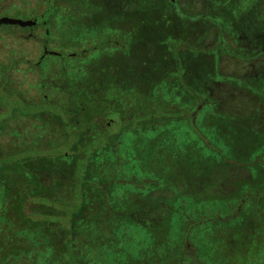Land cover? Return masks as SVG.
<instances>
[{
    "label": "trees",
    "instance_id": "obj_1",
    "mask_svg": "<svg viewBox=\"0 0 264 264\" xmlns=\"http://www.w3.org/2000/svg\"><path fill=\"white\" fill-rule=\"evenodd\" d=\"M262 1L256 5L252 0L255 10L261 6L262 14H251L240 24L239 30L248 38L260 34L264 43ZM212 26L219 39L214 40L216 45L204 47V56L193 52L196 47L193 41L188 42V52L184 51L179 39H172L171 43L164 41L166 48L163 47L161 56L150 58L152 62L143 64L138 71L126 70L129 75L126 78H116L117 62L111 57L116 51L108 63L113 83L103 82L106 96L100 99L76 102L72 93L68 94L73 79L79 80V89L90 80V69L85 70L90 63L85 62L86 67L76 59L72 61L73 67L66 62L56 63L63 74L71 73L69 86L62 89L61 76L57 78L50 71L43 73L40 80L46 92L41 98L44 103L58 107V113L50 107L38 113L28 110L20 119L19 126L23 125L22 133L21 127L18 131L20 136L10 141L9 134L12 138L18 126L17 120L11 119L12 128L2 137L14 143L9 155L20 156L18 162L14 160L9 166V157L0 151V194L11 196L10 206L5 212L0 211V226L8 230L7 234L0 233V240L7 243V247L0 250L2 264H215L214 243L211 239L203 240L209 233L215 234V229L220 227L224 229L221 233L240 228L245 215L256 216L264 227V182L253 184L255 178H264V151L250 154L246 161L239 162L226 141V134L202 133L193 121V113L198 111L199 105H203L204 110L213 105L203 89L185 85L188 75L199 74V69L209 79H223L214 55L216 48L246 62L264 58V45L260 52L250 55L244 47L237 46L238 39L227 35L219 22ZM127 43L120 35V50H130ZM101 59L95 64L102 66ZM16 65L14 63L11 79L7 81L17 80ZM152 73L155 78H151ZM27 74L29 82L37 78L34 71ZM72 74L74 77L70 78ZM198 77H194L195 80ZM52 80L58 86L55 94H51V87L48 89L47 85L53 83ZM176 80L196 101L192 108L177 110L165 97L167 88L176 84ZM223 81L237 79L229 77ZM240 81L241 89L264 99V78ZM110 84L113 86L108 88ZM108 110L120 125L119 131L109 128ZM183 117L188 121L184 134L173 123ZM132 118H137L134 125L130 124ZM189 137L195 142L191 149L185 143ZM65 145L68 150L63 151ZM177 146L195 155V160L187 162V171L175 158ZM56 148H60L56 155L46 153ZM64 152L68 153V165L64 162ZM157 155L160 158H156ZM200 161L203 162L204 180L220 168V174L238 183L237 188L241 189L239 205L234 206L233 202L229 207L218 206L205 197L210 202L197 206L200 199L192 198L195 190L186 182L191 184L190 179L198 178L195 165ZM76 162L81 164L82 175L78 181L74 178ZM171 164H176L174 171L169 168ZM235 164L240 171L230 172V166ZM149 165L153 168L143 173ZM119 181L120 187L116 186ZM9 201H0V205L4 207ZM42 208L44 212L40 213ZM202 209L204 215L198 214ZM206 211L213 214L223 211L226 217L214 218L215 215H208ZM218 219L234 223L222 226L223 221ZM95 221L99 223L98 228ZM260 241L262 245L254 249L253 244L247 256L240 257L239 264H264V234ZM8 257L11 259L6 263Z\"/></svg>",
    "mask_w": 264,
    "mask_h": 264
},
{
    "label": "rangeland",
    "instance_id": "obj_2",
    "mask_svg": "<svg viewBox=\"0 0 264 264\" xmlns=\"http://www.w3.org/2000/svg\"><path fill=\"white\" fill-rule=\"evenodd\" d=\"M97 1L100 3V9L96 10L93 16L95 17V19L98 20L97 22L98 28L101 29L102 27L103 28L110 27V28L118 29V30L120 28V35H123L126 38V40L128 41L127 44L129 45L130 50L127 51L126 49H122L116 53L115 51H111L109 52V54L102 56V59H101L102 62L100 64H103V65L102 66L100 65L99 68L97 67L96 68L97 71H94V73H90V80L88 79L87 82L85 81V84L81 85V89L77 87L79 80L73 79L74 81L70 82V87H68L69 88L68 94L72 93L71 95L73 96V99H75L76 102L78 101L88 102L89 100L100 99L106 96L104 92L106 88L105 86L106 84L104 83H107V84L110 83L109 80L112 77L111 72L108 71V69L110 68V65L108 63L111 61V57L114 60L116 59V62H117L118 70H116L117 72L116 78H126L127 76H129L128 74L125 73L126 70L128 71L132 69L133 71H138L139 69L142 68L143 64L145 65L150 64L152 62V59L150 58L161 56L164 48H166L164 41H168L171 43L173 37H178L180 35V32L181 31L185 32L184 30L185 28H187L186 24L188 23V20L185 17L186 15H183V14L177 15L176 13H173L171 10L163 11L161 13V9L159 6L155 8L153 7L150 8L151 5H148L144 9L133 7L132 9L122 10V9H118L117 6L112 4L110 0H97ZM152 1L156 5H158L161 2V0H150L151 3ZM192 1H193L192 2L193 7L196 10H198L197 12H200L201 10L200 4H202L203 1L202 0H192ZM255 2L257 5L258 3L261 2V0H254V3ZM205 3H208V6L207 4H205L206 6L204 5L205 7L203 10L204 17H205L203 20V30L204 31L202 34H200L201 40L203 42V46L205 48L206 46L207 48H210L213 45H216L214 44L215 43L214 40H218L219 37H217L218 34L213 28L212 24H214L215 22H219L222 28L224 30H227V32H225L227 35L229 36L233 35V37H236L238 39L237 46L240 45L241 47H244L245 51L248 52V54L250 55L260 52V50L263 48V45H264V43L261 41V35L259 34L255 38H253L254 36L251 35L249 36L250 38H248L247 35L242 34L239 28L241 29L240 26L242 25L240 24L242 22H246L247 17L249 18L251 14L252 16H254L256 13H259V15H261L262 14L261 6L257 7L255 10L254 5L252 4V0H239L238 2L235 0H232V1L231 0H205ZM262 3L264 6V1H262ZM31 6L32 5L30 4L29 7ZM27 9H30V8H27ZM27 9H25V7L19 8L17 7V5H15V7L12 6L11 9H7L8 12H7L6 18L18 19L21 21L22 18L30 15V13L28 12L29 10ZM119 10H120V16L117 13ZM77 15L81 16L82 14L78 13ZM95 19H93V21ZM73 21H74V24L76 25L75 27L76 29L70 28V23L68 21L66 20L62 21V19L60 20L61 29L58 34L59 46H53L54 44H52L51 46H49V49L54 50L56 52L58 51L62 52L63 47L64 48L73 47L69 51L77 52L78 50L75 49L76 44L78 45L87 44V42H89V40L81 39L80 37V35H82L81 29L87 26V24L82 21V17L79 22H76V20H73ZM247 21L251 22L252 20L248 19ZM97 25L95 23L94 27L96 28ZM87 27L90 28L91 25L88 24ZM85 30L87 29L85 28ZM251 31L256 32L253 30ZM258 32H261V31H258ZM196 40L193 41V43H197ZM220 50L221 51H219V55L217 54H214V55H215V58L217 59L218 71L221 72L223 79L217 80V79L210 78L211 79L210 80L208 77L205 76V72L203 73V70L199 69V74L192 72L190 73V75H188L187 79L185 80V85L200 87L201 89H203V91L208 94V97H209L208 101L211 102L214 107V108L212 107L211 109L209 108L207 110H204L203 105L198 106V111L193 113V116H194L193 121L196 122L198 129H200L202 133H205V134L207 133V135H209L210 133L211 134L216 133L219 136L226 134V141L227 143H230L231 150H233V153L237 155V161L244 162L246 161L247 158H250L251 156L250 154L258 155L259 153L264 151V99L259 98L258 97L259 95L256 96V94L250 91L241 89L240 80L249 82L250 80H253V79H260V78L263 79L264 78V58L260 57V58L245 62V61H242L241 59L230 56L222 49ZM97 51H100V50H97ZM95 53H92L89 56H92V55L94 56ZM114 53L115 55L111 56ZM132 53L134 54L132 55ZM201 54L203 56L205 55V53H201ZM30 56L34 57L35 56L34 52L30 53L29 57ZM145 58H149V59L144 60ZM75 59L76 61H78L84 58H82V56H77L76 58H72V57L70 58L66 53H63L61 57L50 56L46 60L45 64L48 65L52 61L54 62L57 61V63L58 62L60 63L66 62V64L70 63L69 64L70 67H73L72 63L75 61ZM86 61L87 59L86 60L84 59L82 63H85ZM191 63L192 62H190V64ZM87 64L86 63L84 64L85 67ZM90 65H88L85 68V70L89 69ZM58 66L56 70H55V67L53 66L54 70L49 72L51 68L48 67L42 72L43 73L45 72L54 73L57 78L61 76L64 82V84L60 86V89H62V88L69 86L68 80H69V75L71 73L68 72L67 74H63V72L59 70L60 68ZM74 66L77 67V64H74ZM27 68L28 67H26V69ZM18 75H20V73ZM26 76H29V74H27ZM196 76H199L197 80H195L194 78ZM73 77H74V74H72L70 78H73ZM134 77H135L134 80H136L137 74H135ZM152 77H154V73H152L151 78ZM229 77L232 78L233 80L237 79V81L235 82L223 81ZM53 80H56V78L54 77ZM97 81L98 82L100 81L99 82L100 84H97L98 83ZM35 82H38L37 78L35 79ZM132 82L134 83V81ZM36 84L34 85V87L33 85L30 86L29 84V87H31L30 89H27V88L23 89L20 87L19 84L13 85L12 91L17 93L18 97L23 96L22 94L24 92H27L26 96L28 98V102L30 103L29 105L27 104L25 106L22 105L21 108L24 110V112L25 111L29 112L28 110L36 112L37 110L40 111V109L44 111L45 109L47 110L50 107L51 110L54 109V111L58 113L56 110L58 107L53 106L52 103L40 102V104H38L37 101H41L42 92L45 93L46 91H45V87L41 90L38 89ZM47 85H48V89L51 87L50 88V90L52 91L51 94H55L58 86L57 85H56L57 87L53 86L52 82L51 84H47ZM173 85H172L173 87L169 86L167 88L168 95L165 92V97L170 99L172 106L176 108L177 110H186V109L192 108L196 101H194V98L188 92V90L181 87V85L177 83V80H176V84H173ZM111 86L113 85L110 84L107 87L111 88ZM48 91L49 90H47V92ZM13 94L14 93H12V95ZM0 99H3L4 101L9 103V108H6L7 110L5 112H1L0 119L3 117L13 119L14 118L13 115L16 109H14L12 105L19 106V103L13 100L12 96H9L8 94H6L1 88H0ZM32 101H34V103H31ZM107 112H109L108 115H110L111 111L110 110L106 111V114ZM21 117L22 115L18 116L16 119L18 124H20L21 122L20 121ZM43 118H45L44 115H43ZM136 119L137 118L130 119L131 120L130 124L134 125ZM108 120L110 121L108 125L109 128L114 129L115 131H119L120 125L116 124L117 121L114 117V114H111L110 117H108ZM187 122H188L187 119L183 117V118H180V120L174 121L173 123L177 124V126L179 127L177 128V130L179 132L182 131L181 133L184 134L188 127ZM173 123H171V125ZM15 130L17 132H14L13 136L19 137L20 134L18 132V129H15ZM67 130L69 131L68 128ZM7 133L8 132L6 129L0 130V146L5 143V138L3 139L2 137L4 136V134H7ZM97 137H98L97 139H101V141H104V138L99 137V136ZM227 137H229L231 141ZM12 142H10V144H14ZM185 143H186L187 148H190V147L194 148L193 145L195 142H193L191 138ZM187 148L182 149L178 146L176 148L177 149L176 151H178V155L175 158L176 159L178 158V161L181 163L180 165L184 169L187 168V162L190 159H193V158L194 160L196 159L193 153L189 151L184 152V150H187ZM82 149H85V147H81V150ZM62 150L63 151L68 150L67 145L63 146ZM59 151H60V148H56V149L49 150L48 152L46 151H42V152H46L54 156V154L56 155L57 153H59ZM234 151L237 153H235ZM66 154L68 153L64 152V155H65L64 162H66L65 164L68 165L67 158L69 157H66L67 156ZM156 158H160V157L157 155ZM19 159H20V156H17V157L10 156L8 158V161L10 162L9 166L14 162V160L18 162ZM76 164H77L76 168L74 169V178L77 180V178H79L82 174H80L81 164L80 163L78 164L77 162ZM236 165L237 164H235L234 166L232 165L230 166V172L233 169L235 171L237 170V172L240 171V169L239 170L237 169ZM197 166H198L197 168L198 178L190 179L191 184H189V182H186L188 185H193L192 187L195 190L194 197L192 198L199 197L200 199V200L198 199L199 201H198L197 206L199 204L207 205L210 202V199L213 202L211 204L218 205V206L229 207L228 205L233 204V202H234V206L239 205L241 189L237 188L238 183L236 185V183H232L231 181L232 179L228 180V178L225 175L220 174L221 173V170H219L220 168L216 169L218 175L217 173L214 174L215 171H212L211 175L206 180H204V171H203L204 169L202 168L203 162L201 161L197 162L195 167ZM151 168L153 167L149 165L145 167V169H143L142 172L143 173H146V171L149 172ZM169 168L171 170L173 168V171H174L176 169V164L175 166L171 164ZM180 170H183V169H180ZM252 173H255L254 169H252ZM213 174L216 176L212 178L211 176ZM262 182H264V178L262 179L255 178V181L253 184L261 185ZM116 184H115L116 186L120 187V181ZM205 197L210 198L209 202L206 201ZM7 206H10V201L4 207L0 205V209L4 210L5 212ZM222 210L226 211L224 208ZM39 212L40 213L44 212L43 208L40 209ZM203 213H204L203 209L198 211V214H203ZM205 213L208 215H212L214 212L206 211ZM213 215H215L213 216L214 218L226 217L223 211H218L217 213ZM244 217L246 218L245 222L242 223L240 228L232 229L231 231L221 233V230L223 231L224 229H221L220 227V229L218 228L215 229L214 231L215 234L209 233L206 236V239L203 238L205 242L211 239V241L214 243V247L216 249V254L214 257L215 264H239L240 257L241 256L246 257L248 251L250 250L253 244H254V249H256L258 245L259 246L262 245V241H260V239L262 238V235L264 234V227L261 225L263 222H259L256 216L255 218H252L251 215H245ZM218 220H221V219H218ZM221 221H223L221 222L222 226H231V224L234 223L231 221L228 222V220H221ZM237 221H240V218ZM94 223L98 224L96 226V228H98L99 223L96 221ZM199 226L203 227L205 225H199ZM199 226H197L196 229ZM116 232H120V231L116 230ZM190 251L191 250H189V252ZM188 259L190 258L188 257L187 260ZM27 260H29V258ZM22 262H25V261H22V260L18 261V263H22Z\"/></svg>",
    "mask_w": 264,
    "mask_h": 264
},
{
    "label": "flooded vegetation",
    "instance_id": "obj_3",
    "mask_svg": "<svg viewBox=\"0 0 264 264\" xmlns=\"http://www.w3.org/2000/svg\"><path fill=\"white\" fill-rule=\"evenodd\" d=\"M202 1L203 5L200 4L201 10L200 12H197L198 10H196L192 5V0H161L158 5H156L153 1L151 3L150 0H110V2L117 6L118 9L122 10H127L129 7V9H132L133 7L144 9L146 6L151 5L150 8L159 6L161 9V13L163 11L171 10L177 15H186L185 17L188 20V23L186 24L187 28H185V32L181 31L180 35L178 37H173V39H179L182 41L185 52L189 51L188 42L195 41L197 39L195 50L193 48L192 51L194 50L193 52L198 56L202 55L201 53H203L204 51V46L200 34H202L204 31L203 20L205 17L203 10L206 6L205 4H207L208 6V3H205V0ZM30 4L32 5L31 7H29ZM15 5H17V7L19 8H30L27 9L29 10L28 12L30 13V15L25 16L21 20L28 21L26 25L3 21L4 19H8L6 18L8 12L7 9H11V7H15ZM98 9H100V3L97 0H0V88L9 96H12L13 100L19 103V106L12 105L14 109H16L13 115L15 119H17L18 116L27 113V111L24 112L21 107L22 105H27L28 98L26 96L27 92H24L22 94L23 96L18 97L17 93L12 91L13 85L19 84L23 89L28 88L30 83L33 85L35 79L29 82L28 76H26L28 71L31 70L32 72L34 71L35 73H37V88L40 90L43 89L45 85L42 82L43 80H40L42 79L43 75L42 71H44L48 67L51 68L49 71L54 70V67L56 70L58 66V64H56L57 61H52L48 65L45 64L46 60L50 56L61 57L63 53H66L70 58L73 56H82V58H84L85 60L87 59L86 63L92 64L90 65L89 69L90 73H94V71H97L96 68H99V66L95 63L99 60L100 57L109 54V52L111 51H120V28L119 30L110 27H102L101 29H99L97 25L98 20L93 16V14ZM78 13L82 15L78 16ZM117 13L120 16V10ZM81 17L82 21L86 23L87 26L88 24L91 25L90 28L85 26L87 30H85V28H82V35H80L81 39L89 40V42H87V44H76L75 49L78 50L77 52L69 51L73 47H63L62 52L58 50V52H56L49 49V46H51L52 44H54L53 46H59L58 34L61 29L60 20L62 19V21H68L70 23V28L76 29V25L74 24L73 20L79 22L81 20ZM93 19L95 20L93 21ZM95 23L97 25L96 28L94 27ZM219 51L221 50L219 48H216L214 50V54L219 55ZM32 52H34L35 56L29 57V54ZM92 53H95V55L89 56ZM84 59L80 60L84 61ZM14 63L18 64L15 66V70L19 71L20 75H17V80L15 82L11 80L7 81V78L11 79V72L12 70H14ZM26 67H28V70L26 69ZM110 83H113L111 79ZM97 84L100 83L98 82ZM56 85L57 84L53 81V86ZM12 93L14 94L12 95ZM43 96L44 93L42 92L41 97ZM37 102L38 104H40V102H43V99L41 98V101ZM31 103H34V101H32ZM6 108H9V103L4 101L3 99H0V114L1 112H5L7 110ZM40 111L43 110L40 109ZM38 112L39 110H37V113ZM16 125H18V131L21 129L22 132L23 125L22 127L19 126L20 124ZM11 128V119L7 117H3L0 119V130L6 129L8 132V129ZM9 136L10 141H12V139L16 137L12 136L11 138V134H9ZM13 146L14 145L10 144L7 141L6 137L5 143L0 146V151L5 154V157L8 158L10 157L9 152L11 150H14L12 149ZM10 199L11 196H9L8 198L6 195L0 194V201H9ZM0 222H2V217H0ZM0 233L7 234V228L3 230V226L1 225ZM6 247L7 243L5 244L0 240V250ZM10 259L11 257H8L6 263L9 262ZM2 263L3 262H0V264Z\"/></svg>",
    "mask_w": 264,
    "mask_h": 264
},
{
    "label": "water",
    "instance_id": "obj_4",
    "mask_svg": "<svg viewBox=\"0 0 264 264\" xmlns=\"http://www.w3.org/2000/svg\"><path fill=\"white\" fill-rule=\"evenodd\" d=\"M3 21L9 22V23H18L20 25H26L28 23V21H20L17 19H4Z\"/></svg>",
    "mask_w": 264,
    "mask_h": 264
}]
</instances>
